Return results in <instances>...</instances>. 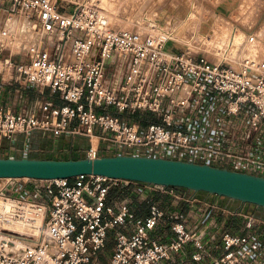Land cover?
Returning <instances> with one entry per match:
<instances>
[{"label": "built area", "instance_id": "obj_1", "mask_svg": "<svg viewBox=\"0 0 264 264\" xmlns=\"http://www.w3.org/2000/svg\"><path fill=\"white\" fill-rule=\"evenodd\" d=\"M0 13L25 19L36 38L24 51L28 63L14 68L18 79L48 88L62 101L56 106L51 99L39 100L29 108L16 88L10 99L17 111L0 108V158L3 139L41 131L84 136L89 159L98 158L101 147L107 155L264 177V151H259L264 60H242L235 70L228 59L214 63L188 49L167 51L169 37L162 28L152 25L154 36L117 30L94 0H0ZM217 106L220 113L211 116ZM139 113L157 115L160 124L138 125L132 116ZM237 121L243 132H232ZM253 130L260 140L253 138ZM253 141L261 155L248 154ZM15 152L6 150L9 156ZM40 182L45 183L40 190H24L21 197L6 196L16 190L13 183L0 188V229L8 219L34 225L41 217L33 237L0 230V264H98L110 234L114 244L106 264H264V246L250 235L224 232L218 239L208 227L188 228L182 213L165 212L156 204L149 203L145 218L126 203L108 204L110 190L127 181L81 175ZM234 215L244 218L246 230L252 228L253 216ZM165 225L170 236L161 232Z\"/></svg>", "mask_w": 264, "mask_h": 264}, {"label": "rangeland", "instance_id": "obj_2", "mask_svg": "<svg viewBox=\"0 0 264 264\" xmlns=\"http://www.w3.org/2000/svg\"><path fill=\"white\" fill-rule=\"evenodd\" d=\"M94 2H96L100 11L108 17L111 26L117 30H132L142 34H150L152 25H155L162 28L164 32H170L173 29L171 21L177 20L180 26L173 31L175 41L172 38V40L166 43V49L169 51L180 52L184 50L185 44L196 40L194 42L195 52H202L203 54L199 53V55L206 57L214 63H219L220 58L222 59L226 52L230 60L227 61V64L233 67L238 62L240 63L247 58L264 60V0H94ZM127 2L130 3L129 9L124 10ZM215 33L218 34L215 35ZM225 35L227 39H225ZM29 37L27 42L30 45L35 40L33 37ZM257 48L260 55L255 56L254 52H258ZM24 51L25 49L17 51L15 45H8L0 49V80L2 79L5 83L3 85L5 92L1 96L2 100L7 96V92L12 93L16 88H20L19 81L16 80L19 76L14 68L19 64L28 63ZM5 60H9L12 66L5 65ZM20 90L24 97V103L31 108L36 99L41 100L43 98L42 101L51 99L56 106L62 102L58 98V94H52L48 88L40 90L29 87L28 89V86L26 87V85L21 84ZM219 110V106L216 109L214 108L211 116L217 117L220 113ZM251 110L253 111L252 113L255 112L254 108ZM109 111L116 114L114 110ZM121 117L122 119L127 118L126 114ZM132 117L135 123L137 121V124L139 123L138 125L140 126H144L147 123L160 124L157 115L150 113H139ZM260 124L264 125V119H262ZM232 132H243L239 121L232 128ZM257 133L258 131L253 130V138L259 139ZM256 143L257 141H253L247 144L248 154L250 152L253 155L257 154L256 148L253 147ZM261 145L263 148L259 149L260 153L264 151V143H261ZM239 146L245 147L246 143L239 144ZM99 149V157H113V155L103 154L101 147ZM18 150L13 157L22 158V155H25L26 158H30V156L34 155L32 159H37L35 155L38 153L29 148L23 151L22 149ZM125 153L130 154V152ZM141 153H144V151H141ZM4 155L7 156L6 153ZM10 183H13L14 187H18L17 190L19 191L23 188L21 192L29 189L38 191L42 184H45L38 180L20 179L7 181L0 179V188L8 186ZM197 195L203 196V193H197ZM6 196L15 197L11 193L6 194ZM209 196L212 197L214 195ZM18 197H21V194ZM120 198L117 195V191L111 194L112 202H116ZM217 198H220L221 202L228 200L223 197ZM234 203L236 204V201ZM247 206L251 208L254 205L247 204ZM112 237L113 235L110 234L106 246L100 251L98 264L107 263L114 244Z\"/></svg>", "mask_w": 264, "mask_h": 264}, {"label": "water", "instance_id": "obj_3", "mask_svg": "<svg viewBox=\"0 0 264 264\" xmlns=\"http://www.w3.org/2000/svg\"><path fill=\"white\" fill-rule=\"evenodd\" d=\"M81 175L180 188L264 209V177L227 169L145 156L78 160L0 158V179L51 181Z\"/></svg>", "mask_w": 264, "mask_h": 264}, {"label": "crops", "instance_id": "obj_4", "mask_svg": "<svg viewBox=\"0 0 264 264\" xmlns=\"http://www.w3.org/2000/svg\"><path fill=\"white\" fill-rule=\"evenodd\" d=\"M171 23L173 28L172 31L180 26L177 20L171 21ZM16 80L19 81L18 84L21 88L22 82L18 79ZM3 85H5V83L1 79L0 108L5 110L10 109L16 112L18 107L13 105L10 99L11 93L7 92V96H5L3 100L1 98L3 92H5ZM29 87L30 86H28V89ZM37 101H39V99H36L34 104H36ZM34 104H32V106ZM61 104L62 102L60 105ZM28 107L30 108V106ZM2 145L5 150L4 154L10 147H13L16 151H19L18 149H22L23 151L29 148L38 153L35 155L37 159L78 160L85 158V151L89 147V141L87 138L80 135L54 136L49 132L32 131L27 136L17 135L12 141L3 139ZM13 156L3 155V158H21ZM22 156L26 157L25 155ZM30 158H34V155H32V157L30 156ZM17 189L18 187L12 195L18 196L23 193L21 192L23 188L20 189V191ZM111 190L107 196V203L111 205H116L121 202L126 203L131 207L138 218H145L148 215L149 203H152L156 204L165 212L182 213L186 218L188 228L196 225L197 230L201 231V228L208 227V234H214L218 239L224 232L250 235L260 246H264V209L256 206H251V208H249L247 204H240L239 202L235 204L234 201L229 199L226 200V202H221L220 198L216 196L211 197L205 193H203V196H199L197 193L188 192V190L185 189L180 190V188H167L166 191H161L157 188L150 189L143 184L131 182L128 184H121ZM116 191L117 195L121 198L116 202H112L111 194ZM236 212L255 218L250 230L244 228V218L234 215ZM161 232H165L166 236L171 235L168 232L167 225L164 226Z\"/></svg>", "mask_w": 264, "mask_h": 264}, {"label": "bare ground", "instance_id": "obj_5", "mask_svg": "<svg viewBox=\"0 0 264 264\" xmlns=\"http://www.w3.org/2000/svg\"><path fill=\"white\" fill-rule=\"evenodd\" d=\"M129 6H130V3L127 2V5L124 7V10L129 9ZM104 15H105V13H104ZM105 17L108 19V17L106 15H105ZM108 21H109V19H108ZM109 23H110V21H109ZM220 32H218V33H220ZM165 33L169 37L168 41L172 40V38L175 41L174 36H173L174 33H173L172 29L170 30V32H165ZM218 33H215V35ZM261 35H263V34H261ZM29 36L33 37V39L36 40L34 34L31 33L29 30H27V21L25 19H23V18H21V19H9L6 15L0 13V44L2 45V47L5 48L8 45H12V46L15 45L17 51H20L21 49H26L27 46L29 45L27 42V39ZM225 39H227L226 35H225ZM210 40H212V39H210ZM195 41L196 40H192L189 43L185 44L184 49L190 50V52H192L193 54L202 53V52H195V49H196L195 43H194ZM221 42H223V40H221ZM257 51L258 52H256V51L254 52L255 56L260 55L258 48H257ZM222 59H228V53L227 52L224 54ZM244 60L260 61V59H253V58H247ZM233 68L235 70H238L239 69V62ZM94 141H95V144H94ZM96 143H97L96 139H92L93 147L96 146ZM23 180H26V179H23ZM10 207L11 206L8 204V205H6L5 208H6V210H9ZM40 218H41L40 216H37L35 218L34 225H32L31 223L26 222V221H20V220L16 221V220L8 219L6 222L3 223V228H1V229L6 230V231L8 230L9 232H13V233L19 235V237H21V236L33 237L36 235V229H34V228H36L37 226L40 225V221H41Z\"/></svg>", "mask_w": 264, "mask_h": 264}]
</instances>
